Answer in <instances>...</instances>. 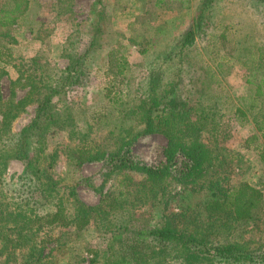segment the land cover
I'll use <instances>...</instances> for the list:
<instances>
[{
  "label": "rangeland",
  "instance_id": "obj_1",
  "mask_svg": "<svg viewBox=\"0 0 264 264\" xmlns=\"http://www.w3.org/2000/svg\"><path fill=\"white\" fill-rule=\"evenodd\" d=\"M19 1L21 8L25 4L22 15L13 26L0 28V47L10 54L9 60L0 64V100L18 104L19 113L11 122L14 133L31 121L50 79L68 65V58L84 51L90 37L89 25L94 20L92 12L99 10L95 0ZM199 1L138 0L133 4L102 0L103 18L98 21L101 47L82 61L88 69L85 83L81 88H66L52 99L64 120V130L50 136L46 145L47 152L54 150L56 154L49 176L57 184L53 191L57 198L73 188L81 203L98 207L100 196L117 187L115 181L107 179V168L102 163L74 168L66 163L64 155L80 142L97 146L105 143L106 123L102 117L111 111L103 98L109 81L103 66L106 48L125 55L128 71L124 78L129 87L146 82L150 74L160 70L162 80L170 79L174 61L165 58L174 52ZM3 2L0 0V5ZM209 14L208 27L195 39L194 46L199 50L193 60L195 71L184 70L196 80L195 89L205 92L204 106L189 102L184 110L189 111L191 119L204 115L206 128L201 138L213 160L197 179L187 180L189 164L178 156L173 172L159 178L153 194L139 193L142 200L133 211L152 217L153 222L164 217L178 229L194 231L209 241L238 244L253 252L264 248V95L253 97L257 85L264 93V0H215ZM189 55L193 56L194 51L190 49ZM250 104L253 108L248 113L244 107ZM237 106L242 107L241 115L236 113ZM165 145L160 134H142L131 143L129 156L140 166L154 170L164 166ZM32 159L33 154H29ZM23 167L22 162L12 159L3 172V213L15 208L9 199L24 190L23 182L18 180ZM139 179L134 176L132 184ZM239 183L260 190L262 206L256 219L226 225L204 221L200 202L213 196L223 198ZM130 192H135L134 185ZM43 196L33 197L36 213L46 201ZM98 223L91 213L89 224L80 234L87 235ZM13 228L10 223H0V264H89L93 251L104 248L101 240L84 235L77 238L70 225L43 228L37 233Z\"/></svg>",
  "mask_w": 264,
  "mask_h": 264
},
{
  "label": "trees",
  "instance_id": "obj_2",
  "mask_svg": "<svg viewBox=\"0 0 264 264\" xmlns=\"http://www.w3.org/2000/svg\"><path fill=\"white\" fill-rule=\"evenodd\" d=\"M214 1H199L190 25L181 33L174 52L165 58L172 63L174 61V72L170 79L162 80L160 70L153 76L150 74L146 82L129 87L124 78L128 71L125 55L111 47L106 48L103 66L109 81L103 98L111 111L102 117L106 123L105 143L97 146L80 142L64 153L66 163L74 168L102 163L107 168V179L116 182L115 190L100 196L98 207H87L77 199L73 188L59 198L53 192L57 184L49 173L54 167L56 154L54 150L47 152L46 145L50 136L64 130V120L56 111L52 99L64 93L66 88L83 86L88 69L82 61L90 52L101 47L99 40L102 32L98 21L103 18L102 0L94 1L99 5V10L92 12L94 20L89 25L90 37L84 51L74 58H68V65L58 71L53 80L50 79L45 86L44 96L36 104L33 118L17 133L12 132L11 122L19 113L18 104L0 100V188L3 190L1 177L9 160H18L24 166L18 178L23 182L24 190L9 199L15 206L11 212L0 211V223H10L19 232L26 233L70 225L76 237L80 238L84 235L80 234L81 231L89 224V215L94 213L99 223L84 236L101 240L104 248L93 251L89 264H264V248L259 247L252 252L238 244L209 241L194 231L178 229L170 221H165L164 217L153 222L152 217L137 215L133 211L142 200L139 193L153 194L159 178L173 172L178 156L189 164L185 173L187 180L197 179L207 171L213 160L212 152L201 138L206 128L204 115L199 114L191 119L189 111L184 110L189 102L202 104L206 94L203 89H195L196 80L184 70L195 71L193 60L199 54L194 46L195 39L202 36L209 25V10ZM24 9L25 4L21 8L19 0H4L0 5V28L13 26ZM190 49L194 51L193 56L189 55ZM7 51L0 47V64L9 60ZM197 83L203 86L199 79ZM259 86H255L254 98L264 95ZM252 108V104L244 107L248 113ZM241 109V106H237L236 113L241 115ZM261 131L264 133V128ZM142 134H160L165 138L163 167L153 170L140 166L130 158V145ZM29 154H33L32 160H29ZM136 175L140 179L132 184ZM121 184L126 185L125 189ZM133 185L135 192L131 193L130 186ZM3 193L0 192V197ZM35 194L44 195L43 199L46 200L40 213L35 212ZM261 206L260 190L248 183H239L223 198L213 196L202 200L200 212L204 221L226 225L229 222L254 221Z\"/></svg>",
  "mask_w": 264,
  "mask_h": 264
},
{
  "label": "crops",
  "instance_id": "obj_3",
  "mask_svg": "<svg viewBox=\"0 0 264 264\" xmlns=\"http://www.w3.org/2000/svg\"><path fill=\"white\" fill-rule=\"evenodd\" d=\"M169 1H174V0H169ZM183 8H187V6H186V5H183ZM194 14H195V12H194ZM194 14L192 15V18H193V16H194ZM192 18H191V19H192ZM191 19H190V21L188 22L187 26H185V29L190 25ZM185 29H184V30H185ZM184 30H183V31H184ZM183 31H182V32H183Z\"/></svg>",
  "mask_w": 264,
  "mask_h": 264
}]
</instances>
